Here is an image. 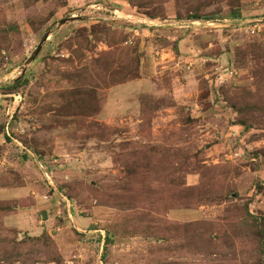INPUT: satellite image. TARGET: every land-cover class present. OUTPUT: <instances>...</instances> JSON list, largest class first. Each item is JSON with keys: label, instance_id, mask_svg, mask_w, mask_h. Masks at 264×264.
I'll return each instance as SVG.
<instances>
[{"label": "rangeland", "instance_id": "rangeland-1", "mask_svg": "<svg viewBox=\"0 0 264 264\" xmlns=\"http://www.w3.org/2000/svg\"><path fill=\"white\" fill-rule=\"evenodd\" d=\"M10 26L0 264L264 259V0H0Z\"/></svg>", "mask_w": 264, "mask_h": 264}, {"label": "trees", "instance_id": "trees-1", "mask_svg": "<svg viewBox=\"0 0 264 264\" xmlns=\"http://www.w3.org/2000/svg\"><path fill=\"white\" fill-rule=\"evenodd\" d=\"M140 4H138V6H139ZM136 6V5H135ZM137 7V6H136ZM236 15V14H235ZM235 15H233L234 17H236ZM241 16H239L238 18H240ZM203 17H201V16H198V15H193L192 17H188L187 19H189V20H201ZM237 18V17H236ZM153 19H155V18H153ZM11 28L10 29H8V30H4V31H2L1 29H0V34H3L4 36L5 35H9V34H13V35H15L16 34V31H14V27H12V26H10ZM16 30V29H15ZM190 31V30H189ZM161 45L163 46V47H171V46H173V47H175V48H177L175 45H172V43L171 42H169V41H167V40H161ZM125 82V79L124 80H122L121 82H118V83H124ZM108 86H114V85H116V83H114V82H112L111 84H107ZM245 216V215H244ZM244 216H242V218L244 217ZM250 218L251 219H253V221L254 222H256L255 220H254V218L253 217H251L250 216ZM263 236H264V233H263ZM260 260V262H259V264H264V259H259Z\"/></svg>", "mask_w": 264, "mask_h": 264}, {"label": "crops", "instance_id": "crops-1", "mask_svg": "<svg viewBox=\"0 0 264 264\" xmlns=\"http://www.w3.org/2000/svg\"><path fill=\"white\" fill-rule=\"evenodd\" d=\"M244 17L248 18L249 16L244 15ZM187 32H190V31H187ZM186 39H187L186 37H180V38L176 39L175 36H173V37L168 38V41L171 42L172 45H175L177 48H180V50H181V48H183V46L186 43ZM186 45H188V39H187V44ZM171 47H173V46H171ZM171 47H165V48H162V49H165L163 51H170L171 52V49H170ZM187 48H188V46H187Z\"/></svg>", "mask_w": 264, "mask_h": 264}, {"label": "built area", "instance_id": "built-area-1", "mask_svg": "<svg viewBox=\"0 0 264 264\" xmlns=\"http://www.w3.org/2000/svg\"><path fill=\"white\" fill-rule=\"evenodd\" d=\"M222 19H215V20H211V22H208L209 25H215V24H222ZM189 25H194V26H198L201 25L203 23L202 20H189L188 21ZM253 32H255L254 30H252Z\"/></svg>", "mask_w": 264, "mask_h": 264}, {"label": "water", "instance_id": "water-1", "mask_svg": "<svg viewBox=\"0 0 264 264\" xmlns=\"http://www.w3.org/2000/svg\"><path fill=\"white\" fill-rule=\"evenodd\" d=\"M66 22L67 21H65L63 24H65ZM152 22L156 23L155 21H152ZM248 23H250V21H245L244 20V21H240V24L239 25H247ZM258 23H261V22H258ZM47 38L48 37H46L45 40L43 41V43L39 46L38 51L36 52V54L34 55V57L32 58V60H34L40 54V52L43 49L44 43L47 41Z\"/></svg>", "mask_w": 264, "mask_h": 264}]
</instances>
